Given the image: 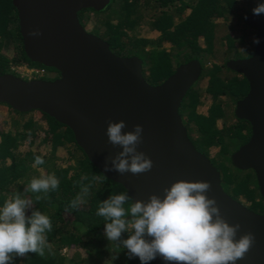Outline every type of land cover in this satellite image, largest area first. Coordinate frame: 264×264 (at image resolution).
Here are the masks:
<instances>
[{
    "label": "trees",
    "instance_id": "obj_1",
    "mask_svg": "<svg viewBox=\"0 0 264 264\" xmlns=\"http://www.w3.org/2000/svg\"><path fill=\"white\" fill-rule=\"evenodd\" d=\"M256 6L257 0H110L101 11L79 12L78 20L105 41L115 56L138 58L142 77L150 86L162 84L181 65L199 63L201 74L178 110L188 139L219 172L222 190L248 210L263 214L254 172L238 170L231 162L251 136L249 123L234 114L249 86L226 66L231 60L252 56L253 51L246 57L238 55L235 38L240 46L252 35L256 38L257 32L245 21ZM19 67L59 74L26 57L12 0H0V76L17 77ZM203 106L205 112H199ZM38 117L46 128L39 126ZM0 126V205L42 173H54L60 180L57 190L26 211L31 215L40 210L51 218L48 248L44 255L13 254V264H140L139 258H129L122 244L107 240L104 219L96 215L100 201L126 190L88 161L69 128L39 111L21 113L3 103ZM213 149H218L214 155ZM35 156H42L45 163L34 167ZM82 184L91 185L87 195L81 193ZM78 194L84 203L66 211ZM37 195L44 194L28 193L33 200ZM127 237L123 233L121 240ZM150 264L162 262L157 257Z\"/></svg>",
    "mask_w": 264,
    "mask_h": 264
},
{
    "label": "water",
    "instance_id": "obj_2",
    "mask_svg": "<svg viewBox=\"0 0 264 264\" xmlns=\"http://www.w3.org/2000/svg\"><path fill=\"white\" fill-rule=\"evenodd\" d=\"M109 2L12 0L26 57L56 70L59 78L24 81L0 76V103L21 113L39 111L69 128L88 161L120 184L133 202L147 201L153 194L162 196L164 188L180 180L209 182L206 195L216 199L230 225H240L236 239L246 233L254 236L250 249L235 264H264V213L248 210L222 190L219 172L189 141L178 114L182 99L201 74L199 63L179 66L158 86L147 84L138 58L115 56L105 41L79 23V12L101 11ZM245 21L257 32L260 43L250 58L231 60L226 66L248 83V93L236 103L234 114L249 123L251 136L231 162L238 170L254 172L264 202V15L253 14ZM120 120L127 125L124 131L137 124L143 127L137 150L152 160L148 172L105 171L108 158L122 151L108 142V122Z\"/></svg>",
    "mask_w": 264,
    "mask_h": 264
},
{
    "label": "clouds",
    "instance_id": "obj_3",
    "mask_svg": "<svg viewBox=\"0 0 264 264\" xmlns=\"http://www.w3.org/2000/svg\"><path fill=\"white\" fill-rule=\"evenodd\" d=\"M252 11L264 15V0H257ZM253 43L258 45L260 39L254 38ZM15 72L17 77H13L33 81L43 80L46 71L19 67ZM126 127L123 120L108 122V142L122 151L108 158L110 164L106 161L104 169L120 174L148 172L153 162L137 150L143 127L137 124L133 130L124 131ZM44 163L42 156L34 157V167ZM59 186L60 180L54 173L42 174L34 177L23 192L13 193L0 205V264H13V254L44 255L48 248L47 233L52 231L51 218L40 210L32 211L31 215H26V211ZM90 187L82 184L81 193L87 195ZM210 188L207 181L180 180L164 188L162 196L153 194L147 201L135 202L127 191L112 193L100 201L96 215L104 219L107 240L122 244L129 258H139L140 264H150L157 257L165 264H235L250 249L254 236L246 233L236 239L240 225H230L222 217L216 199L206 195ZM28 193L44 195L33 200ZM83 203L82 195L78 194L65 210L76 209ZM123 233H128V237L121 240Z\"/></svg>",
    "mask_w": 264,
    "mask_h": 264
},
{
    "label": "rangeland",
    "instance_id": "obj_4",
    "mask_svg": "<svg viewBox=\"0 0 264 264\" xmlns=\"http://www.w3.org/2000/svg\"><path fill=\"white\" fill-rule=\"evenodd\" d=\"M92 24H93V22H92V19H91V20L88 21V29H91V28H92ZM146 36H147L148 38H152V37H153V34H148V35H146ZM235 39H236V40H235V41H236L235 49H236V51L238 52V55H239L240 57H246V56L248 55V52L254 50L253 45H252V44H253L254 35H252V36L246 41V43H245L244 46H240V44L237 43L238 36H237ZM166 48L168 49L167 46H166ZM252 48H253V50H252ZM205 110H206V107L203 106L202 108H200V111H199V112L204 113ZM38 119H39V117H38ZM39 122H40V123H39ZM39 122H38V124H39V126H40L41 128H46L45 124L43 123V121H42L41 119H39ZM1 126H2V128H3V125H1ZM1 126H0V128H1ZM41 134H42V133H41ZM41 134H39V135L42 136ZM217 151H218V149H213V150L211 151L212 155H214L215 153H217ZM42 174H43V173H42ZM65 252H66V250L63 251V253H65Z\"/></svg>",
    "mask_w": 264,
    "mask_h": 264
},
{
    "label": "flooded vegetation",
    "instance_id": "obj_5",
    "mask_svg": "<svg viewBox=\"0 0 264 264\" xmlns=\"http://www.w3.org/2000/svg\"><path fill=\"white\" fill-rule=\"evenodd\" d=\"M59 78V74L55 73V72H45V75L43 76V80H48V79H58Z\"/></svg>",
    "mask_w": 264,
    "mask_h": 264
},
{
    "label": "built area",
    "instance_id": "obj_6",
    "mask_svg": "<svg viewBox=\"0 0 264 264\" xmlns=\"http://www.w3.org/2000/svg\"><path fill=\"white\" fill-rule=\"evenodd\" d=\"M40 73H43V71H40Z\"/></svg>",
    "mask_w": 264,
    "mask_h": 264
}]
</instances>
